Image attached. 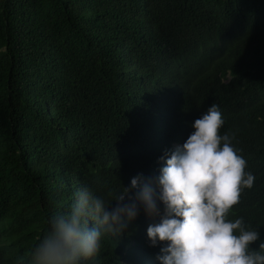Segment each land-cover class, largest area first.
<instances>
[{
	"label": "trees",
	"instance_id": "trees-1",
	"mask_svg": "<svg viewBox=\"0 0 264 264\" xmlns=\"http://www.w3.org/2000/svg\"><path fill=\"white\" fill-rule=\"evenodd\" d=\"M213 103L255 176L229 219L264 242V0H0V264L81 188L155 176ZM141 211L84 264H158Z\"/></svg>",
	"mask_w": 264,
	"mask_h": 264
},
{
	"label": "clouds",
	"instance_id": "clouds-1",
	"mask_svg": "<svg viewBox=\"0 0 264 264\" xmlns=\"http://www.w3.org/2000/svg\"><path fill=\"white\" fill-rule=\"evenodd\" d=\"M224 118L213 103L196 119L187 140L159 158L155 176L137 174L129 186L110 192L111 200L87 186L62 211L48 217L27 264H84L94 259L104 236L128 234L142 211L154 221L147 227L150 247L160 246L158 264H264V242L243 217L229 219L255 176L220 134Z\"/></svg>",
	"mask_w": 264,
	"mask_h": 264
}]
</instances>
